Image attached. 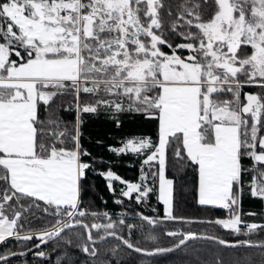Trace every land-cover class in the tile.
<instances>
[{
    "label": "snow or ice",
    "instance_id": "obj_1",
    "mask_svg": "<svg viewBox=\"0 0 264 264\" xmlns=\"http://www.w3.org/2000/svg\"><path fill=\"white\" fill-rule=\"evenodd\" d=\"M245 86L259 91L244 92ZM69 92L76 111L71 129L50 111L55 99ZM101 109L117 127L125 113L157 121L156 141L131 137L108 150L144 154L143 165L158 163L151 175L158 179L163 220L212 223L247 238L168 230L164 234L179 237L178 242L150 250L132 241L137 225L124 219L117 223L105 212L108 222L87 223L88 215L101 214L82 207L92 165L84 159L91 153L80 142V129L84 114ZM173 143L177 160L195 167L197 203L227 210L225 218L174 215V182L165 175ZM97 174L112 192L113 181L125 185L121 195L135 193L137 203L156 190L143 170L138 183L122 180L111 169ZM246 176L249 195L264 201V0H180L175 5L168 0H0V245L9 238H36V249L61 238L71 245L63 235L68 231L83 241L76 247L89 257H96L95 245L109 237L119 241L110 249L113 255L121 244L153 256L198 239L264 250V239L250 238L264 231V223L242 219ZM34 208L52 217L38 231L25 227L35 217ZM139 215L142 230L144 223L161 222ZM76 227L83 232H73ZM142 239L157 237L149 231ZM18 255L26 253L8 249L0 253V262L8 264ZM67 258L58 257L57 264ZM216 264L223 261L217 258ZM243 264H252L251 258Z\"/></svg>",
    "mask_w": 264,
    "mask_h": 264
},
{
    "label": "trees",
    "instance_id": "obj_2",
    "mask_svg": "<svg viewBox=\"0 0 264 264\" xmlns=\"http://www.w3.org/2000/svg\"><path fill=\"white\" fill-rule=\"evenodd\" d=\"M169 3L175 5L180 0H168ZM165 23L168 22L166 14H162ZM167 32V28H165ZM179 42V41H177ZM168 51L167 48L164 49ZM15 59V57H13ZM244 92H256L259 89L255 87L245 86ZM50 111L54 118L59 119L67 124L69 129L75 122L76 111L72 93H66L58 96L51 105ZM43 106H41V119L45 118ZM121 124L116 126L110 114L101 109L98 114H84L83 124L81 126V144L91 153L90 157H85V161L92 165V170L87 173V178L83 184L81 194L82 207L89 213L95 212L101 215L93 217L88 215L85 221L89 224L98 222L106 223L107 219L102 215L107 212L111 220L119 222L124 219L125 224H134L137 227L131 233V239L135 243L141 241L140 246L152 249L159 247H172L178 242L179 237H169L164 233L168 230L195 231L198 233H206L209 235L219 236L228 240L245 239L247 237L233 235L229 230L212 223H181L178 221L163 220V205L158 199V179L153 177L151 173L158 170L156 163L143 165L145 159L144 154L134 153H114L108 150V147L121 146V141L133 136L150 137L153 141L158 138L157 121L149 120L142 116L125 113L119 117ZM99 142V143H98ZM175 143L169 146L166 158V176L173 180V211L174 215L183 216L185 218L197 221H213L216 218L224 216V209L213 206H202L197 203V183L198 176L195 167L186 159L178 161L175 156ZM247 163V161H246ZM111 169L119 175L122 180L138 183L142 170L149 173L148 181L156 190L140 203H137L133 193L131 198H124L120 192L125 185L120 182L113 181L115 191L112 192L108 188L105 178L98 175V172H106ZM248 177H245V185L243 192V201L241 203V212H254L255 216H242L247 221L264 223V201L251 197L247 186ZM122 200L123 203H116ZM41 206H43L42 202ZM155 210V211H154ZM35 217L30 216L31 223L27 224L26 229L40 230L48 225L52 217L47 216L40 209H33ZM160 218L161 222L155 226L144 223L143 230L140 228L142 223L140 215ZM243 228V226H242ZM73 232H83V229L76 227ZM151 231L157 240H143L145 233ZM93 236L98 233L93 230ZM123 234L128 238V229H123ZM65 237L72 239V244L64 243L63 238L50 240L47 244H42L39 249H34L24 256H15L9 259L8 264H57V258L67 254V259L62 264H216L217 258L223 261V264H243V261L250 257L252 264H261L264 261V250L256 248H228L206 239H198L188 241L185 245L174 249L171 252H165L153 256H146L131 251L122 244L117 249L115 255L110 249L119 244V241L113 238H107L102 242H97L95 247L98 249L96 257H89L76 245L82 243L74 235L65 231ZM253 240L264 239V231L252 234ZM39 240L34 238L31 241H16L9 238L6 243L0 245V253L11 249L15 252H26L33 248ZM36 251H44L45 257H37L34 255ZM3 264V262H0Z\"/></svg>",
    "mask_w": 264,
    "mask_h": 264
},
{
    "label": "crops",
    "instance_id": "obj_3",
    "mask_svg": "<svg viewBox=\"0 0 264 264\" xmlns=\"http://www.w3.org/2000/svg\"><path fill=\"white\" fill-rule=\"evenodd\" d=\"M117 182H119V181H117ZM245 197V196H244ZM243 195H242V201H243ZM197 199H198V197H197ZM213 207H215V206H213ZM248 213H254V212H251V211H248V212H244V214H242V216H247L248 215ZM243 219V218H242ZM245 222H247V223H253L254 221H247L248 219H243ZM255 223H257V222H255ZM243 226V225H242Z\"/></svg>",
    "mask_w": 264,
    "mask_h": 264
},
{
    "label": "rangeland",
    "instance_id": "obj_4",
    "mask_svg": "<svg viewBox=\"0 0 264 264\" xmlns=\"http://www.w3.org/2000/svg\"><path fill=\"white\" fill-rule=\"evenodd\" d=\"M133 137H138V136H133ZM139 137H144V136H139ZM129 138H131V137H129ZM128 139V138H127ZM122 146V145H121ZM121 146H119V147H121ZM119 147H117V148H119ZM128 153H131V152H128ZM134 154H136V153H134ZM154 163H156L157 164V166H158V163L157 162H155L154 161ZM165 175H166V172H165ZM166 178H168L167 176H166ZM169 179V178H168ZM125 188V187H124ZM120 194H121V192H120ZM124 198H127L128 199V197H124ZM161 202V201H160ZM162 203V202H161ZM162 205H163V203H162ZM163 214L165 215V212H164V205H163Z\"/></svg>",
    "mask_w": 264,
    "mask_h": 264
},
{
    "label": "water",
    "instance_id": "obj_5",
    "mask_svg": "<svg viewBox=\"0 0 264 264\" xmlns=\"http://www.w3.org/2000/svg\"><path fill=\"white\" fill-rule=\"evenodd\" d=\"M110 238V237H109ZM98 242H102V241H98ZM187 243V242H186ZM42 245V244H41ZM35 248L33 247V248H31V251L32 250H34ZM132 251V250H131ZM28 252H30L29 250H27L25 253H28ZM138 254H141V253H138ZM158 254H161V253H158ZM143 255V254H142ZM157 255V254H156ZM12 258V257H11Z\"/></svg>",
    "mask_w": 264,
    "mask_h": 264
},
{
    "label": "built area",
    "instance_id": "obj_6",
    "mask_svg": "<svg viewBox=\"0 0 264 264\" xmlns=\"http://www.w3.org/2000/svg\"><path fill=\"white\" fill-rule=\"evenodd\" d=\"M228 215L227 210L224 209V216L222 218H225Z\"/></svg>",
    "mask_w": 264,
    "mask_h": 264
}]
</instances>
